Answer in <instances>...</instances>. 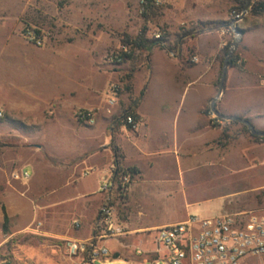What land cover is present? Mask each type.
I'll return each instance as SVG.
<instances>
[{
    "label": "crops",
    "instance_id": "obj_1",
    "mask_svg": "<svg viewBox=\"0 0 264 264\" xmlns=\"http://www.w3.org/2000/svg\"><path fill=\"white\" fill-rule=\"evenodd\" d=\"M140 3L141 0H0V110L7 119L4 133L0 134V247L7 240L3 232L5 217L21 219L19 231H23L38 214L50 220V213L55 214L58 207L68 208L66 212L56 211L64 230L43 234L66 238L68 222L73 217L74 228L87 226L90 238L97 217L92 222L88 215L92 211L95 214L103 199L99 185L113 169L132 170L131 184H138L145 182L147 171L166 172L173 157L176 178L160 180L162 186L178 189L179 173L184 176L207 169L209 174L243 186L250 193L264 187V138L253 140L244 125L236 122L221 120L219 126L212 127L206 115L219 88L217 57L225 43L222 32L201 34L188 43L179 41L176 52L166 43L167 49L154 48L148 66L133 76L132 93L125 105L121 107L118 95L111 114L106 112L105 98L117 73L105 71L103 60L109 49L122 47V35L135 37L145 24L139 13ZM231 5L232 0H166L165 13L179 16V25L226 23ZM238 27L242 32L238 49L243 64L240 68L228 67L223 92L215 105L220 114L246 120L256 131L264 132V13L248 12ZM26 28L49 32L51 37L37 48L23 39ZM189 50L193 53L190 61ZM158 52L178 63L175 72L169 65L162 72L167 87L179 86V106L174 111L150 91L153 57ZM67 56L78 63L93 64L89 78L81 77L76 87L71 85L73 72L66 66L70 63L64 59ZM140 73L141 84L135 88ZM146 82V93L136 109L139 126L131 131L123 124L113 132L115 154L109 130L137 100ZM78 109L97 110L92 128L74 119ZM90 169L93 172L89 175H95V188L78 200L49 205L59 191L51 194L34 188L39 177L42 184L46 178L58 177L64 178L60 188L74 189L89 176L81 177L82 173ZM17 171L29 173L27 184L12 179ZM24 186L36 194H27ZM129 188L125 195L128 206ZM240 204L241 201L228 200L209 217L236 210ZM125 224H115L120 237L148 235L171 225L128 229L123 227ZM115 255L119 259L120 253Z\"/></svg>",
    "mask_w": 264,
    "mask_h": 264
},
{
    "label": "rangeland",
    "instance_id": "obj_2",
    "mask_svg": "<svg viewBox=\"0 0 264 264\" xmlns=\"http://www.w3.org/2000/svg\"><path fill=\"white\" fill-rule=\"evenodd\" d=\"M257 3L262 5L261 13H264V0H258L256 1V4ZM237 5L238 3L236 0H232V5L229 9V20L226 22L227 24L233 20ZM200 24L208 23L184 22L179 25V16H167L164 5L158 16L148 22L147 37L149 39H155L153 36L157 33L160 34L164 37V44L166 43L171 51L176 52L179 50V41L183 40L182 37L184 34L192 29H199L201 27ZM213 32H222L225 37V43L221 45V49L217 57L219 62L218 78L220 80L222 70V49L228 45L230 49L236 36L233 32H228L227 29ZM189 40L191 39H185L182 43H188ZM166 45L165 47H167ZM239 45L240 42L237 44V47L232 54L235 56L234 63L230 65L236 68H240L243 64L240 51L238 49ZM187 47H189V45ZM115 50L117 49H109L107 54ZM145 57V52L136 51L134 54H131L129 59L125 60L118 66L108 65L105 58L103 60L102 67L105 71L111 72L112 70H115L117 73L115 84L120 86L118 95L121 96V107L125 105L126 99L129 98L132 93L131 91H127V84L123 81V77L131 70L136 73L141 67H144ZM192 57L193 53L189 50L187 55L188 61H190ZM64 59L70 60V63L66 66H69L73 72L71 76V85L74 87L78 86L79 82H82L83 79L81 77L83 76L89 78V74L93 67L92 63H78L79 61H74V58L70 56H67ZM177 64L176 59L166 58L159 52L155 53L153 57L154 75L150 85V91L153 96L161 101H166L168 109H173V111L179 106V86L167 87L166 83H168V81L162 77V72L165 70V66L168 65L172 67L170 70L175 72L178 70L176 68ZM141 73H143V71ZM141 73L135 79V88L141 84ZM219 80L217 82L218 85ZM131 86V88H133V81L131 82ZM0 113V134H3V126L7 119L1 110ZM206 115L210 122L212 115H214L210 108L207 109ZM45 116H47V118L50 117L48 114H45ZM123 124L124 123L121 122L118 127L114 128V130L111 128V130H109V134L113 135V132L115 130H119ZM220 124L221 119H219V123H216L215 125H211L210 123L212 127H217ZM243 127L251 136L248 129L245 126ZM88 128H92V126ZM103 139H105V137L101 138V141ZM252 139L259 141L262 138L255 139L252 137ZM27 171L30 175H32L30 168H27ZM176 173L177 169L173 157L169 161V168L166 172L147 171L145 173V182L129 185V206L126 205L127 198H125V196L122 198L118 197L115 190H113L111 206L113 208L112 223L114 227L115 224L118 225L120 222L127 223L123 225L124 228L132 229L137 226H161L163 224H172L185 220L190 216L202 218L209 217L211 213L216 211L219 205L228 200L241 201V204L236 210L223 214H232L235 212L259 209L264 210V187H262L260 191L250 193L252 191L245 189L243 186L238 187L234 183L223 181L214 175L209 174L207 169H200L193 174H186L184 176H181L179 173L178 189L175 187L168 188L166 185L162 186L163 184L159 182L165 178H176ZM79 177L80 175L78 178ZM81 177H84L83 173ZM39 179L41 180L40 177ZM40 180H37V182L34 183V188L36 190L45 189L51 194L59 191L58 194L55 195L58 199H55L54 197L50 200L49 205H54L59 202L64 203L66 200H78L83 193L89 192L95 188L94 174L83 178L81 183H79L74 189L64 187L60 188L64 182V178H46L43 184ZM17 182L20 183L19 181ZM27 187L29 186H24V188L28 190L27 194H36V192L29 190L30 188L28 189ZM40 193L42 195L46 194L41 191ZM103 202V199L98 202L95 214H93V211L89 213L88 216L92 217V222L95 217H98L97 213H99V209ZM40 204H42V202H40L39 205ZM67 210L68 208L65 207L56 208L54 210L55 214H53L54 212L50 213V220L48 221L44 219L43 214H38L37 218H35L34 221H32L23 231H19L23 225L21 219H9L5 217L3 232L7 236V240L0 247V264H80V259L78 257L70 258L67 256L65 246L66 243L71 240L81 241L79 238H83L82 240L87 241L89 238V228L87 226H82L79 230L75 229L73 225V217H70L67 226L66 238H51L43 234L45 231L61 232V230H64L63 222H59L57 220L56 213L66 212ZM153 237L154 232H150L148 235L131 234L130 236L107 238L102 240L101 244L108 250L109 253L107 256L95 260V264H149L153 259L149 255V252H151L154 248L152 243ZM136 250H140L142 254L137 256L135 253ZM115 252L120 253L118 257L119 259L113 258V254ZM121 252L125 253L124 256ZM245 264H264V256L248 261Z\"/></svg>",
    "mask_w": 264,
    "mask_h": 264
},
{
    "label": "built area",
    "instance_id": "obj_3",
    "mask_svg": "<svg viewBox=\"0 0 264 264\" xmlns=\"http://www.w3.org/2000/svg\"><path fill=\"white\" fill-rule=\"evenodd\" d=\"M166 0H153L154 8H161ZM141 0L139 13H144ZM241 14L234 13L233 19ZM227 31L233 32L228 27ZM234 33V32H233ZM235 35V34H234ZM160 34L153 37L158 39ZM23 39L31 45L41 48L51 37L49 32L35 28H26L22 32ZM128 53L127 48L110 52L105 61L108 65L118 66L122 63V54ZM120 86L111 84L109 94L105 98L106 112L116 106ZM97 115L96 109H78L74 112L75 120L86 126H93ZM1 116V113H0ZM125 127L131 131L137 130L139 121L132 115L123 117ZM211 125L219 123V119L212 115ZM117 169L103 179L98 192L103 195L98 217L94 224L93 234L87 241L71 240L66 243L65 251L70 258L78 257L80 264H95V260L108 255V250L101 244L107 238L120 237V232L112 223V191L122 198L126 195L133 175H121L119 181L113 179ZM93 170L83 172L86 177ZM12 179L27 184L30 175L26 171H17L11 175ZM78 227V224H75ZM153 237V250L149 255L153 258L149 264H245L248 261L264 256V210H249L222 214L214 217L190 216L185 221L156 229ZM90 248V250H88ZM88 253L86 259L84 255ZM137 256L142 252L135 251Z\"/></svg>",
    "mask_w": 264,
    "mask_h": 264
},
{
    "label": "trees",
    "instance_id": "obj_4",
    "mask_svg": "<svg viewBox=\"0 0 264 264\" xmlns=\"http://www.w3.org/2000/svg\"><path fill=\"white\" fill-rule=\"evenodd\" d=\"M256 1L258 0H251V6L249 8V13L253 14V15H257L259 13L262 12V5L259 3L256 4ZM236 2L238 3L236 9H235V13L236 14H241L242 10L244 8V6L247 3V0H236ZM143 6H144V13L141 15L142 18L144 19L145 24L141 27L139 33L135 36V37H130L128 35H122L121 36V45L122 47L127 48L128 53H123L122 54V63L129 59L131 54H134V52L136 51H142L146 53V57H145V67L148 66V57L150 55V53L152 52V50L154 48H166L165 44H164V37H162L161 35L159 36L158 39H149L147 37V33H148V29H147V24L150 20L154 19L155 17L158 16L161 8H154L153 7V0H143ZM229 24H225V23H216V24H200V28L199 29H192L191 31H188L187 33L184 34V36L182 37L183 40L185 39H193L201 34L204 33H208V32H213V31H220L222 29H227L229 26ZM182 40V42H183ZM228 49H229V45L226 46L224 49H222V66H223V62L225 57L228 55ZM234 59L235 56L232 55L229 59L228 62V66H230L231 64L234 63ZM121 63V64H122ZM222 72V70H221ZM135 71L131 70L129 73H127L126 75H124L123 77V81L126 82L127 84V91H131V82L133 79ZM147 90V82L144 84L143 89L140 93V96L137 98V100L127 109L124 110L122 117L120 119H118L117 121L113 122V127L112 130H114V128L118 127V125L123 122V117L125 115H132L133 117H135V119L137 121H139V118L136 114V109L139 106L140 102L142 101L145 93ZM112 136V134H111ZM253 138L255 139H259L258 137H255L253 135H251ZM110 146L114 149L115 154H116V149L114 146V138L112 136L111 138V144ZM127 173L133 174V171L128 169V170H120L118 169L117 174L114 175L113 179L115 181H119L121 175H125ZM88 250H90V248H88ZM84 257L86 259H88L89 254L86 253L84 255Z\"/></svg>",
    "mask_w": 264,
    "mask_h": 264
},
{
    "label": "water",
    "instance_id": "obj_5",
    "mask_svg": "<svg viewBox=\"0 0 264 264\" xmlns=\"http://www.w3.org/2000/svg\"><path fill=\"white\" fill-rule=\"evenodd\" d=\"M250 6H251V0H247V3L244 6L241 15L238 18L231 20V22L229 23V27L233 30L236 38H235V41L232 43V45H231V47H230V49L228 51V55L224 59L223 66H222L221 77H220V80H219L218 93H217V96L215 97V99L211 103V111L218 119L242 124L245 127H247V129L250 131V133L253 136L264 138V132L256 131L254 129V127L248 121L243 120V119L238 118V117H227V116H224V115L220 114L217 111L216 106H215L216 101L219 99V97L221 96V94L223 92V89H224V84H225V80H226V74H227L229 59L232 56L234 50L236 49L237 44L241 40L242 32L239 29L238 24L245 18V16L247 15V13L249 11ZM117 256L118 255H115V256H113V258L116 259Z\"/></svg>",
    "mask_w": 264,
    "mask_h": 264
}]
</instances>
